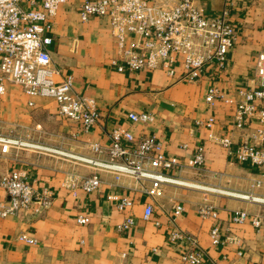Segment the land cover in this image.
I'll use <instances>...</instances> for the list:
<instances>
[{
	"label": "crops",
	"instance_id": "crops-1",
	"mask_svg": "<svg viewBox=\"0 0 264 264\" xmlns=\"http://www.w3.org/2000/svg\"><path fill=\"white\" fill-rule=\"evenodd\" d=\"M84 1L61 4L49 30L53 36L49 49L58 69L56 81L73 75L76 90L95 98L99 122L77 137L76 126L59 114L53 97H30L21 86L8 82L6 93L0 96V119L9 132L74 154H90L89 143L108 144L113 129H129L136 137L157 136L167 156L185 163L204 145L207 171L185 167L183 178L241 192L250 191L255 179L264 180V169L248 161L242 163L234 154L243 143L255 141L264 123L255 116L244 128L237 127L236 103L228 101L241 99L243 92L260 86L264 0L198 1L208 16L221 15L228 3L237 38L226 66L210 61L195 82L179 79L184 69L178 63L174 77L161 68L119 72L111 63L118 46L110 19L95 16L83 21ZM131 39L128 34L127 44ZM211 86L218 87L222 95L214 104L206 99ZM131 112H146L153 118L135 122L129 117ZM211 117L215 123L209 127L204 123ZM211 132L216 138H231V146L210 139ZM12 169L26 170L35 188L49 187L55 196L40 214L0 216V264H184L186 243L173 245L168 239L173 224L198 237L207 254L202 264H264V210L255 202L175 184H164L159 193L150 195L132 178L116 181L104 173V181L91 193L81 186L69 189L64 184L69 174L88 176L93 168L59 154L27 148H12L0 162V173ZM256 191L264 192V186ZM112 194L129 195L134 200L136 223L129 230L117 229L126 212L117 208ZM7 200V192L0 186V204ZM147 203L155 207L150 220L143 218ZM176 204L184 205L183 213L174 214ZM204 204L218 211L222 233L229 237L225 244H212L213 219L198 213ZM241 210L247 211L248 217L235 222L234 216ZM79 216L88 217L89 222L79 223ZM254 219L261 221L259 226ZM23 233L36 241L21 239Z\"/></svg>",
	"mask_w": 264,
	"mask_h": 264
},
{
	"label": "built area",
	"instance_id": "built-area-1",
	"mask_svg": "<svg viewBox=\"0 0 264 264\" xmlns=\"http://www.w3.org/2000/svg\"><path fill=\"white\" fill-rule=\"evenodd\" d=\"M66 1L0 0V96L6 93L7 83L12 82L21 86L30 97H53L58 103L59 114L76 126L78 137L79 132L89 133L99 122L101 114L95 98L82 95L76 90L73 75L66 76L60 82L55 79L58 69L53 64L49 49L53 42L49 30L61 4ZM198 1L176 0L169 3L161 0H85L80 13L83 21H89L95 16L110 19L118 46L111 63L119 72L161 68L174 77L178 63L184 69L179 79L195 82L200 80L205 65L210 61L216 60L221 67L226 66L228 52L237 38L228 3L221 15L208 16ZM128 34L132 39L127 44ZM258 65L260 86L243 92L241 99L228 100L236 103L234 120L239 128H244L248 120L255 116L264 123V52L260 54ZM219 97H222L219 88L209 87L207 101L214 104ZM30 104L34 103L31 101ZM129 117L135 122H148L153 118L146 112H131ZM2 123L0 119V162L12 148H34L71 157L93 168L94 172L88 176L69 174L64 182L69 189L81 186L91 193L104 181V173L111 174L116 181L125 177L132 178L150 195L159 193L164 184H175L264 204V193L256 191L264 186L263 179H255L250 191L241 192L183 178L181 172L185 167L199 172L207 171L205 146L202 144L185 163L176 156H167L163 150V141L157 136L136 137L129 129L115 128L109 132L108 144L91 142L88 144L90 154H74L33 143L25 136L11 134L2 129ZM214 123L215 118L211 117L204 124L210 127ZM209 137L225 147L232 144L231 138H216L213 132ZM254 138L253 143L245 142L236 148L234 154L238 161H248L264 169V127L258 129ZM0 186L8 195L7 202L0 204L1 217L22 212L40 214L42 209L51 205L55 196L49 187L35 188L29 182L27 171L23 169L0 173ZM110 198L116 202L120 211L126 212L117 229L129 230L136 223L132 213L133 198L124 194H112ZM184 210L183 204H176L174 214L179 215ZM154 212V205L147 203L143 218L152 219ZM198 213L204 218L213 219L210 229L212 244H225L229 237L222 233L216 208L204 204L199 207ZM247 217L248 212L241 210L234 216V221L241 223ZM253 221L256 226L261 223L258 219ZM78 222L85 224L89 218L79 216ZM20 237L31 243L36 241L25 233ZM168 239L173 245L186 243L182 255L184 264H202L207 260V254L194 234L173 224Z\"/></svg>",
	"mask_w": 264,
	"mask_h": 264
},
{
	"label": "rangeland",
	"instance_id": "rangeland-1",
	"mask_svg": "<svg viewBox=\"0 0 264 264\" xmlns=\"http://www.w3.org/2000/svg\"><path fill=\"white\" fill-rule=\"evenodd\" d=\"M2 129L5 130V131H7V132H9V130H7V128H6V124H4V123H2ZM10 131H11V129H10ZM11 134H13V133H11ZM14 135H16V134H14ZM26 137L30 138L29 136H26ZM30 140H31L33 143H40V144L46 145L45 143L37 142V141H35V140L31 139V138H30ZM47 146H49V145H47ZM50 146H51V145H50ZM51 147H53V146H51ZM54 148H57V147H54ZM27 149H34V148H27ZM57 149H60V150L66 151V152H70V151H68L67 148H66V149L57 148ZM34 150H38V151H42V152H47V153H51V154H58V153H55V152L44 151V150H40V149H34ZM59 156H61L62 158H70V159L75 160V161H77V162L84 163V162L78 161V160H76V159H73V158H71V157H67V156H64V155H61V154H59ZM84 164H85V163H84ZM236 191H237V190H236ZM262 193H264V192H262ZM255 203H256V202H255ZM257 204L262 205V208H263V210H264V204H261V203H257Z\"/></svg>",
	"mask_w": 264,
	"mask_h": 264
}]
</instances>
